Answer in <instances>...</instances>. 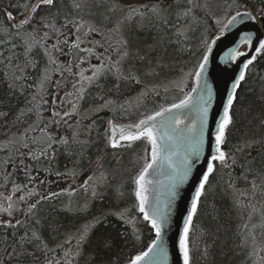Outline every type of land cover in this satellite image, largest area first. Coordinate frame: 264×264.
<instances>
[{
  "label": "snow or ice",
  "instance_id": "snow-or-ice-1",
  "mask_svg": "<svg viewBox=\"0 0 264 264\" xmlns=\"http://www.w3.org/2000/svg\"><path fill=\"white\" fill-rule=\"evenodd\" d=\"M258 2L259 7L257 0H224L221 14L212 10L208 0H173L167 7L164 0L136 6L118 0H71L70 5L67 0H9L0 7L4 17L0 20V122L9 126L0 141V152L5 153L0 160V188L11 184L9 194L0 192V264H120L119 257L112 255L116 238L126 244L141 242L126 264H169L168 230L176 203L190 183L191 196L176 243L180 264H233L230 256L235 255L242 258L239 264H264V108L258 117L252 115L247 131L237 128L235 112L242 84L258 59L264 58V38L244 32L237 46L221 57L224 64H236L248 56L238 50L240 44L254 48L232 80L214 127L210 126L214 88L209 66L214 46L243 21L264 28V0ZM94 8L104 9L99 22L80 15L85 10L91 15ZM11 9L18 10L19 17ZM173 13L187 25L177 27V43L189 38L192 25H205L198 51L192 53L196 62L183 74L194 81L190 91L185 90L183 77L149 85L140 74L124 68L134 55L124 34L126 26L137 21L140 28L144 21L167 24ZM93 35L100 39H91ZM181 51L191 50L182 47ZM135 57L146 59L139 52ZM162 67L159 60L155 66L150 63L143 76L158 77L156 69ZM258 79L264 82V75L258 74ZM69 83L71 90L60 95ZM128 83L142 85L135 97L122 95ZM169 84L180 93L171 102L166 99ZM161 88L166 102L153 101L149 107L153 97L161 98ZM260 101L264 104V92ZM102 113L109 115L104 118ZM234 132L239 135L231 143ZM135 146L140 152L134 154L131 170L105 167L109 155L119 166V152ZM60 157L71 167H56ZM8 166L12 171H7ZM17 171H23L26 183L13 179ZM41 172L44 179L38 178ZM217 174L220 180L213 185ZM59 180L70 183L54 190L51 186ZM16 193L21 194L16 197ZM220 193L231 201L230 211L239 220L237 230L219 251L215 242L207 240L201 248L200 236L193 238L195 221L205 202ZM109 196L131 202L93 212L96 202L103 205ZM61 213L85 220L68 231L59 220ZM110 217L125 227L116 238L107 231ZM140 225L152 233L146 246ZM217 255L223 256L219 262Z\"/></svg>",
  "mask_w": 264,
  "mask_h": 264
},
{
  "label": "trees",
  "instance_id": "trees-1",
  "mask_svg": "<svg viewBox=\"0 0 264 264\" xmlns=\"http://www.w3.org/2000/svg\"><path fill=\"white\" fill-rule=\"evenodd\" d=\"M9 0H0V7L7 5ZM15 2V0H13ZM68 4H71V0H67ZM121 4H131L133 6L138 5L139 3H146L148 0H118ZM173 0H164V6L167 7L169 4H172ZM208 3L212 6V10L220 13L219 6H222L224 0H208ZM257 7L260 6L257 0ZM13 14L16 16L20 14V12L16 9H11ZM92 14L90 15L88 10L80 13L85 19L91 20L92 22H99L102 19L100 15L104 12L103 8L100 9H92ZM202 19L206 20L208 24H211L210 17H204L203 13H200ZM4 19L2 15H0V20ZM115 17H113V21ZM137 22H133L131 25L126 26L125 35L127 36L130 42L131 52L134 54L132 58H130L124 65L125 70L127 71L131 68L133 71L137 72L142 76L145 83H157L164 84L170 81H177L182 77L188 83L190 77H185L183 74L189 71L194 63L196 62L197 56L192 53H197L198 51V40L201 34L204 31L205 25L202 23L201 25H192L193 31L188 32V39H181L180 43H177V36L175 35L176 29L178 26L187 27L184 21H177L175 14L169 16L168 23L164 24L159 21H144V27H138ZM99 26V24H98ZM108 27H111V23H108ZM91 39L99 40V36L93 35ZM151 46V47H150ZM190 49L191 51H181V48ZM98 51H103V49H99ZM139 52L140 55H145L146 59L144 61H140L135 57V54ZM115 58V57H114ZM61 59H64L61 57ZM160 61L164 67L157 68L156 70L160 73L158 77H145L143 76L144 71L150 66H155L157 61ZM92 63H96L94 59L91 61ZM87 67V65H84ZM259 75H264V58H259L256 66L252 69L251 74L247 77V81L242 84L241 89L239 90V100L240 102L235 106L236 118H237V128L241 131H247V125L251 122L252 115L259 116L261 109L264 108V104L260 101V93L264 92V82H261L258 79ZM186 85V84H185ZM142 85H135L134 83H128L126 87L122 88V95L127 97H135L136 94L140 91ZM170 91L166 94L167 102H171L173 97L171 95L176 92L175 88H173L172 84H169ZM66 90H71V83L67 85L66 88H62L60 90V95H63V92ZM186 90V88H185ZM49 91H53V89H49ZM161 91V98L153 97L152 101L149 102V107L153 106V101L157 104L165 103V94L163 93V89ZM180 95V93H179ZM174 95V96H179ZM13 103H16L13 101ZM20 106L23 107V98L19 102ZM84 106H87V102H84ZM251 109V113L249 112ZM107 113H102L101 116L106 118ZM134 119V117H133ZM123 123H127L128 121L123 120L120 121ZM15 131V129H12ZM9 133L8 122H0V141H3L6 134ZM239 135V132H234L230 137V142L235 143L236 137ZM100 147H103L101 144ZM93 156L95 159L96 149L92 150ZM140 152V146H135L133 149L129 150H121L119 152V158L122 160L121 165H116L115 160H113L112 156L109 155L108 162L105 164V167H120L121 171L127 169L131 170L134 165L132 160L134 159V154ZM253 156L256 155V151L254 150L252 153ZM5 156V153L0 152V160H2ZM27 162V161H26ZM65 165L67 167H71V164L68 163L63 157L59 158L58 164L56 167L63 170ZM7 171H12V167L8 166ZM36 175V173H33ZM127 173H124V177L126 178ZM39 179H44L45 174L43 172L39 173ZM50 180H56L55 176L47 177ZM84 177H81L82 180ZM13 179L17 183H26V178L24 176L23 171H17L13 177ZM121 176H117V180H120ZM225 179H227L225 177ZM220 180V175L217 174L215 178H213V185H215ZM70 181L59 180L57 183L53 184L51 187L54 190H59L60 188L67 187ZM0 184H3V172L0 171ZM76 186V184H73ZM244 185L241 183L240 187ZM31 187V185H30ZM42 191H46V188L42 187ZM11 191V184L9 183L6 187L0 188V192H3L5 195L9 194ZM127 191V189H125ZM21 193H16L15 196L18 197ZM83 193L80 194L82 197ZM59 199L67 200V197H61ZM59 201H54V203H58ZM131 201H119L109 196L101 205V202H96L93 207V212L97 211L101 206L105 209L113 206H124L125 203H130ZM231 201L228 196H225L223 193L216 195L214 198H209L205 202V206L201 211L200 216L195 221L196 223V231L193 233V238L200 236L201 240V248H203V243L205 240L208 241L209 244L215 242L216 249H219L223 246L224 240L231 237L233 233L237 230V226L239 224L238 218L234 213L230 211ZM110 223L108 225L107 231L111 233V235L116 238V233L125 231V227L117 221L115 218H109ZM60 222L63 224L64 229L68 231H74L75 227L79 224H82L85 220V217L75 216L72 214L61 213L59 216ZM141 233H142V242L143 246H146L147 242L152 236V233L148 230V228L144 225H140ZM219 228V232L217 229ZM206 230H210L208 235H201ZM103 231V229H100ZM141 248V242H129L125 243L121 238H116V246L113 249V257L118 256L120 264H126L127 259L136 253ZM223 259L222 255H217L216 260L219 262ZM230 259L233 261V264H239L242 259L239 255L230 256ZM203 264V261H201Z\"/></svg>",
  "mask_w": 264,
  "mask_h": 264
},
{
  "label": "water",
  "instance_id": "water-1",
  "mask_svg": "<svg viewBox=\"0 0 264 264\" xmlns=\"http://www.w3.org/2000/svg\"><path fill=\"white\" fill-rule=\"evenodd\" d=\"M19 15L20 14L16 16L19 17ZM244 32H252L255 34V36L264 38V28L259 26V23L243 21V23L237 25L236 28L228 32L226 36L221 38V40L218 41L214 46L213 61L209 66L211 71V76L209 79L214 88L213 107L210 112L211 127H214L215 118L222 109L227 91L230 88L232 80L238 74L240 66L242 65L243 61L249 58L252 52H254V48L249 49L246 45L240 44L238 50L246 51L248 56L240 57L236 64H224L221 61V57L224 56L229 48L237 46L240 35H242ZM193 83V79L190 78L189 84L186 87V91L191 90ZM196 179L197 177L194 175L193 181ZM191 188V183L185 186L181 199H179L176 203L171 227L168 230L167 244L169 250V264H180L176 243L178 240L179 230L182 227L187 204L191 196Z\"/></svg>",
  "mask_w": 264,
  "mask_h": 264
},
{
  "label": "rangeland",
  "instance_id": "rangeland-1",
  "mask_svg": "<svg viewBox=\"0 0 264 264\" xmlns=\"http://www.w3.org/2000/svg\"><path fill=\"white\" fill-rule=\"evenodd\" d=\"M259 26H261L260 23H259ZM86 74H90V73H86ZM179 80H180V79H179ZM179 80H177V81H179ZM189 80H190V79H189ZM188 84H189V82L186 83L185 88L187 87ZM174 95H179V93L176 91V92H174V93L171 95V97H174Z\"/></svg>",
  "mask_w": 264,
  "mask_h": 264
}]
</instances>
